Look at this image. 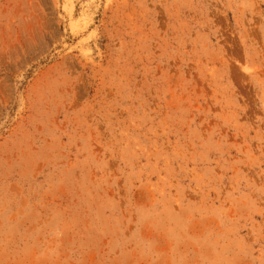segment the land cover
I'll use <instances>...</instances> for the list:
<instances>
[{"label":"rangeland","instance_id":"rangeland-1","mask_svg":"<svg viewBox=\"0 0 264 264\" xmlns=\"http://www.w3.org/2000/svg\"><path fill=\"white\" fill-rule=\"evenodd\" d=\"M0 264H264V0H0Z\"/></svg>","mask_w":264,"mask_h":264}]
</instances>
